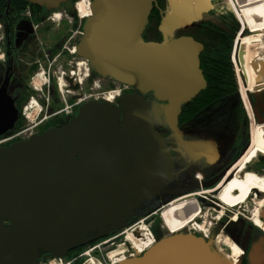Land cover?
Returning a JSON list of instances; mask_svg holds the SVG:
<instances>
[{
  "label": "water",
  "instance_id": "water-1",
  "mask_svg": "<svg viewBox=\"0 0 264 264\" xmlns=\"http://www.w3.org/2000/svg\"><path fill=\"white\" fill-rule=\"evenodd\" d=\"M20 1L53 11L69 0ZM187 1L169 0L159 26L164 42L154 43L142 37L153 0H92L93 16L77 53L99 76L132 93L118 104L84 103L64 126L0 147V264H37L44 254L64 258L124 228L143 204L170 193L175 158L156 129L147 94L165 103V123L186 156L209 162L220 156L214 145L205 154L207 147L186 140L179 128L183 106L207 86L199 58L203 46L189 37L170 39L178 28L203 18L199 7L184 14ZM247 33L243 29L241 38ZM262 62L254 69L264 80ZM248 98L256 122L264 124L252 94ZM10 103L0 95V136L17 118ZM260 219L264 223V205ZM119 264L231 263L203 237L178 233Z\"/></svg>",
  "mask_w": 264,
  "mask_h": 264
},
{
  "label": "flooded vegetation",
  "instance_id": "flooded-vegetation-1",
  "mask_svg": "<svg viewBox=\"0 0 264 264\" xmlns=\"http://www.w3.org/2000/svg\"><path fill=\"white\" fill-rule=\"evenodd\" d=\"M233 1L235 0H188L184 14L188 15L191 10L199 7L203 18L178 28L170 35V39L193 38L203 45V50L205 40L215 39L222 52L220 55L231 60L233 42L240 32V24L250 31V35L239 40L241 43L239 59L235 57L234 63L240 78L242 101L251 121V141L244 124L241 133L242 146L238 148L237 142L233 143L230 152L221 157L211 156L213 160L209 162L206 158L191 160L180 152L175 140L170 138L171 142L167 143L175 158L177 172L175 180L168 188L170 193L158 194L151 202L144 205V209H141L142 212L137 217L143 216V213L148 211H156V216L160 219V208L173 201L175 203L168 206L161 214L164 226L171 224L174 234L195 232L203 235L214 249L220 244L223 251L219 250V253L229 263L232 261V252L228 245L231 241L242 252L239 258L242 259L237 263L242 261L240 264H250L248 256L252 253L251 248L261 239V231L264 233L255 222L258 205L264 199V124L255 123L253 110L247 98L248 92L252 93L258 88H264V80H261L263 74L258 75L255 72L256 68L261 67L262 61L264 64V0L262 5L259 2L255 4V10H251V12L255 11L254 15L245 13L248 11H245L243 5ZM153 2L154 8L143 38L148 42L161 43L163 36L159 26L169 11V0H153ZM229 2L233 8L230 7ZM235 12L240 24L235 19ZM64 20H66L64 15L61 16L60 21H56L53 12L25 1L0 0V95L10 98L12 101L10 104L17 112L12 128L0 137L7 138L6 141H2L1 146H9L24 141L32 135L60 127L66 124L69 117L76 114L77 105L73 106L69 115L60 112L63 108H59L62 106H59L58 93L63 92L62 87L59 90V82L61 83L62 80L67 82L68 94H71L70 91L78 93L74 96L72 104L75 102L82 104L97 98L100 87L94 79L98 76L94 78V74L90 71L89 80H83L86 70L78 65L79 58L69 60L72 57L68 48L74 35L68 38L67 24ZM260 27L261 30L257 33ZM253 36L255 38L250 45ZM82 61L87 65L84 60ZM39 79L43 81L39 82ZM53 79L57 84L56 90H54L55 82L54 85L52 83ZM86 82L87 86H85ZM145 98L150 102L154 101L152 94L145 95ZM32 100L37 101L41 111L35 112L36 117L27 122L30 112L35 111L29 110ZM253 103L264 118V93L255 97ZM197 105L198 102H193L184 109L186 115H183L180 121L183 134L185 129L194 125L189 121L193 118V108ZM169 135L171 137L170 133ZM184 137L187 138L185 135ZM222 176V182L217 184L219 180L217 182L216 180ZM233 177L252 181L255 187L244 203L227 206L220 200L219 195L227 185L228 179ZM261 209L258 214L260 222H262ZM152 221H155V218ZM132 233H138L137 243L129 241L130 245L127 242L126 245L136 253L128 256L126 248L127 258L135 257L154 243L153 233H149L144 226ZM221 237L225 239L223 244ZM224 251L229 255L223 253ZM77 254V251L72 252L71 256L87 261ZM95 254L98 255L97 252ZM43 258L47 259L48 256L44 254Z\"/></svg>",
  "mask_w": 264,
  "mask_h": 264
},
{
  "label": "rangeland",
  "instance_id": "rangeland-1",
  "mask_svg": "<svg viewBox=\"0 0 264 264\" xmlns=\"http://www.w3.org/2000/svg\"><path fill=\"white\" fill-rule=\"evenodd\" d=\"M81 1H83V0H74V1L71 0V2L74 4H80ZM244 1H246V0H235L233 2H235L236 4L241 5V6L243 5L245 11H248L245 13H250L251 15L255 14V11L251 12L252 9L255 10V4H258L260 2V5H262V0L261 1L260 0H249V2H244ZM72 11H74V13H76V15H78L76 10H72ZM89 11H91V9ZM57 13L64 14V10L60 9V11H58ZM234 16H235V19L239 22L236 14ZM72 17H73L72 19L69 18L67 20L65 14H64V18L66 19V20H64L65 21L64 23L67 24L66 30L68 29V31H67L68 38L70 39L71 36L74 33H76V36H74L73 40L70 42V47H69L70 50L77 43H79V41H81V39L83 37L82 36L83 22L80 21L78 16H72ZM72 26H73V28H72ZM204 40L205 39H203V41ZM235 41H237V40H234L233 46H235ZM204 45H205V48H204V50L200 56L201 65H203V60H208L209 58H212V59H220L221 58L220 54L222 52L220 51V46L217 44L215 39H213L212 41L205 40ZM233 52H234V48L232 49V53H231L232 55H233ZM80 65H82V67L85 66L82 63ZM231 67L234 71V73H233L234 79L236 80V85H237L239 80L236 76V74H237L236 68L234 67V65H231ZM201 68L203 69V66ZM85 73H87V71ZM204 74H205V72H204ZM95 76H96V74L93 77L95 78ZM205 76L208 77L207 74H205ZM94 80L97 81V83L100 85V87H101L100 92H103L104 90H107V91L113 90V91H117L118 93L121 92V94L126 93V92H130L129 88H127L123 85H120L118 83H115L114 81H112L108 78H103V77L99 76V77H96V79H94ZM41 81L42 80L39 79V82H41ZM54 82H55L56 86L54 85ZM61 82H63L65 85L62 87L60 84V86L63 88L62 89L63 92L60 94L58 93V95L60 97L59 106H62L59 108L64 107V109L70 111V108H68V105H70L72 103V101L74 100L73 99L74 96L77 95L78 93L70 91L71 94H68L67 93L68 88L66 86L67 82L65 80H62ZM52 83L55 87L54 90H56L57 84H56L55 79H53ZM87 85H88V83L86 82L85 86H87ZM210 89L211 88H209V85H207L204 92L205 91L207 92ZM239 91H240V87L238 84L236 89H233V92H231L229 95H223L224 97L222 99L215 101L212 105H206L205 106V104H201L202 102H198V105L193 108V111H194L193 116H192L193 118L191 119V121H189V123L190 124L193 123L194 125H191V128H189V129H185L184 135L191 140H196V141L203 143L207 147L205 154H208V148L210 146L212 147V145H214L216 147L215 153H216V155H220V157L222 155H226L228 153V151L230 152L232 150V144L233 143L237 142L238 148H240L242 146L241 133L243 131V127H244L243 125L244 124H245V128H246L245 131H248V136H250L251 121H250V117L248 115V112L245 109L244 103L242 102V97L240 96V98H239V95H240ZM113 99L115 100L116 97L112 98V100ZM162 107L163 106L161 103H158V102L154 103V105L152 107L153 119H154L156 127L158 128V130H160V132L163 135H166L165 139L169 143L170 138H171L169 135L170 131L168 129L167 124L165 123V117H164ZM185 107L187 108L188 105H186ZM35 112H36V110L34 112L33 111L30 112L29 118L31 120H33V118L36 117ZM182 113H184V111H182ZM182 113H181V115H182ZM180 119H179V121H181ZM26 121L29 122L28 120H26ZM0 141H2V140H0ZM166 206H168V204L165 205V207ZM165 207L161 208V210L164 209ZM142 209H144V206L142 207ZM154 212L155 211L145 212V213H143V216L139 217L136 220H132L131 222H128V224L124 228H122L118 231H114V233L111 234L109 237H107L103 240H100V241L91 242L87 245H84L80 248L73 250V252L77 251L80 254H82V253L85 254V253H88L90 250H93L96 246H100V248L98 249L99 252L101 253L100 257H96L95 259L103 262V264H110L109 261L107 259H103V257H106V255L109 254L110 252L113 253L114 251H117V250L126 249L127 248L126 245L122 246L123 243H126L125 238H124L125 235L127 236L128 241H131V243H134V244L137 243L138 233L134 234V233H132V231H130V229L132 230V228L137 224H140V225L143 224L144 226L147 227V229L149 231H153V233L157 239L163 238L165 235H168L169 232L166 229V227L164 226L163 220L159 219L158 216H155V214H153ZM199 213H200V211H199ZM153 217L155 218V221H152ZM126 232H128V233L125 234ZM121 234L123 236H121V238L119 237L120 239L119 238L115 239L117 236H119ZM221 240H222V244H223V241H225V239L223 237H221ZM217 246H218L217 247L218 249L222 250L220 247L221 246L220 244ZM251 252L252 253L250 254V256H248V261L250 262V264H264V233L262 231H261V239L257 243L253 244V246L251 248ZM131 253H132V251H131ZM223 253L229 255V253H227V251L226 252L224 251ZM84 257H85L84 259H87L89 256H84ZM90 259L92 260V257ZM67 260H70V258L66 259L65 264H68L69 261H67ZM86 263H87V261L83 260L82 264H86ZM240 263H242V261ZM43 264H45L44 260H43ZM90 264H96V263L92 262Z\"/></svg>",
  "mask_w": 264,
  "mask_h": 264
},
{
  "label": "bare ground",
  "instance_id": "bare-ground-1",
  "mask_svg": "<svg viewBox=\"0 0 264 264\" xmlns=\"http://www.w3.org/2000/svg\"><path fill=\"white\" fill-rule=\"evenodd\" d=\"M90 4H91V2H90ZM90 9L91 8H90V5H89L88 2H86V3L85 2L84 3H80V4L77 5V11H78V13H80L82 15V18L83 19H87L91 15L92 11H89ZM260 30H261V27L257 29V33ZM254 38H255V36L252 37L251 42H250V45L253 42ZM250 45H249V47H250ZM82 64H84V63H82ZM64 85L65 84L63 82H61V86L63 87ZM112 98H115V97L112 96L111 98L108 99V101H112ZM253 144H254V137H253ZM254 187H255V184L252 181H245V180H240L238 178H233L222 189V191L220 192L219 198L227 206L239 205V204L244 203V201H246L248 199V197L250 196V194H251L252 190L254 189ZM263 203L264 202L262 201L260 203V205H258L259 206L258 207L259 209L257 208L258 211L256 210L257 211V214L255 216V222L257 223V225L260 226L261 229L264 230V223L262 224L263 221L260 222L258 220V214H259L260 209L263 206ZM165 227H166V229L168 230L169 233L174 234V230H173V227H172L171 224L170 225H166ZM179 233H181V232H179ZM175 234H178V233L176 232ZM153 240H154V243L151 246H153L156 243V240L154 238H153ZM126 242L130 245L129 241L127 240V236H126ZM228 245H229V248H230V250L232 252V261H231V264H235L239 260L242 252L231 241H229V244ZM150 247H148L145 251H147ZM126 252L127 251L124 250V251H121V252H117V253L112 254L111 255V258L114 261V264H119L120 262H122V261H124L126 259H131V258H127L129 256V254L127 256V254H125Z\"/></svg>",
  "mask_w": 264,
  "mask_h": 264
},
{
  "label": "trees",
  "instance_id": "trees-1",
  "mask_svg": "<svg viewBox=\"0 0 264 264\" xmlns=\"http://www.w3.org/2000/svg\"><path fill=\"white\" fill-rule=\"evenodd\" d=\"M231 65L230 59L228 57H224L223 55H221L220 59L209 58L208 60H203V70L205 74L208 75V77L206 76V79L208 81L209 88L211 89L207 92L203 91L200 93L194 103L202 102L205 106L212 105L215 101L220 98L222 99L224 97L223 95H229L233 92V89H236V80L234 79V71ZM236 73L239 80L240 78L237 70ZM212 94L215 96L212 97ZM182 115H186V110Z\"/></svg>",
  "mask_w": 264,
  "mask_h": 264
},
{
  "label": "built area",
  "instance_id": "built-area-1",
  "mask_svg": "<svg viewBox=\"0 0 264 264\" xmlns=\"http://www.w3.org/2000/svg\"><path fill=\"white\" fill-rule=\"evenodd\" d=\"M116 94H119L117 91H109V92H107V93H103L102 94V97L103 98H105V99H108V98H110V97H114V95H116ZM142 226H144L143 224H137V225H135L133 228H132V230L133 231H136L138 228H141ZM144 227H146V226H144ZM147 228V227H146ZM148 230V229H147ZM149 231V230H148ZM149 233H150V231H149ZM87 254H89V253H87ZM108 256V258H109V261H110V264H114V261L112 260V258H111V256L110 255H107ZM59 262V264H64V262L62 261V260H59L58 261ZM48 264H50V263H48Z\"/></svg>",
  "mask_w": 264,
  "mask_h": 264
}]
</instances>
